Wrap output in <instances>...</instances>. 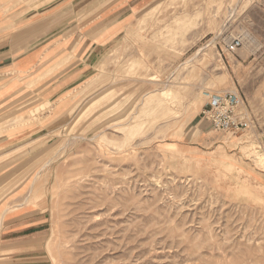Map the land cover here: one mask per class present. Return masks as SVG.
Returning <instances> with one entry per match:
<instances>
[{"label": "rangeland", "instance_id": "obj_1", "mask_svg": "<svg viewBox=\"0 0 264 264\" xmlns=\"http://www.w3.org/2000/svg\"><path fill=\"white\" fill-rule=\"evenodd\" d=\"M92 1L113 37L84 76L0 118L25 132L0 150V264H264V0ZM223 91L247 130L201 115Z\"/></svg>", "mask_w": 264, "mask_h": 264}, {"label": "crops", "instance_id": "obj_2", "mask_svg": "<svg viewBox=\"0 0 264 264\" xmlns=\"http://www.w3.org/2000/svg\"><path fill=\"white\" fill-rule=\"evenodd\" d=\"M106 18L99 1L0 0V118L21 119L65 96L88 69L78 62L112 39ZM14 131L0 133V150L25 136Z\"/></svg>", "mask_w": 264, "mask_h": 264}, {"label": "built area", "instance_id": "obj_3", "mask_svg": "<svg viewBox=\"0 0 264 264\" xmlns=\"http://www.w3.org/2000/svg\"><path fill=\"white\" fill-rule=\"evenodd\" d=\"M242 44L235 38L225 44V50L233 52ZM201 115L208 122L211 129L219 133H239L250 126V116L240 94L223 91L212 94L204 104Z\"/></svg>", "mask_w": 264, "mask_h": 264}, {"label": "bare ground", "instance_id": "obj_4", "mask_svg": "<svg viewBox=\"0 0 264 264\" xmlns=\"http://www.w3.org/2000/svg\"><path fill=\"white\" fill-rule=\"evenodd\" d=\"M229 134H232L233 135V133H229Z\"/></svg>", "mask_w": 264, "mask_h": 264}]
</instances>
